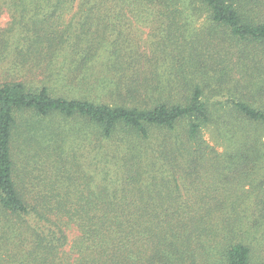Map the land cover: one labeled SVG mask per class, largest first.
Here are the masks:
<instances>
[{"label":"trees","instance_id":"1","mask_svg":"<svg viewBox=\"0 0 264 264\" xmlns=\"http://www.w3.org/2000/svg\"><path fill=\"white\" fill-rule=\"evenodd\" d=\"M1 2L11 20L0 60L14 73L0 83V264H214L217 251L218 264H264L263 0H189L208 27L184 42L167 11L178 0ZM138 6L173 33L165 77L114 37ZM43 69L132 103L53 96L16 75ZM23 112L77 116L102 137L120 130L151 145L105 150L97 183L79 170L35 181L26 166L34 125ZM207 126L224 152L206 142ZM68 226L72 259L62 253Z\"/></svg>","mask_w":264,"mask_h":264},{"label":"rangeland","instance_id":"2","mask_svg":"<svg viewBox=\"0 0 264 264\" xmlns=\"http://www.w3.org/2000/svg\"><path fill=\"white\" fill-rule=\"evenodd\" d=\"M0 0V28L7 27L11 16L8 10L2 5ZM264 1V0H263ZM198 4L190 3L189 0H178L177 3L169 5L167 11H175L177 14V25L179 31L182 32L181 41L193 40L194 37L208 27L207 12L198 8ZM147 6H138L133 8L135 14L129 12L125 14V18H120L121 24L118 32L114 37L119 42L120 46L125 47L131 54L139 59L149 58L151 61L149 67L158 76H167V69L171 67L172 54L175 44L172 43V32L166 30V24L157 18ZM71 13H66V20L69 19ZM118 23V21H116ZM167 21V25H168ZM177 56V55H176ZM176 60V58H175ZM128 72V71H126ZM14 72L5 68V62L0 60V83L5 81V76ZM17 78H24L29 87L46 86L48 91L53 96H61L65 98L87 97L97 103L114 104L115 102H124L130 105V99L119 98L117 93H107L101 89H90L87 91L70 78H62L57 72L52 71H37L26 72L19 75ZM28 119V123L34 125V129L30 132L36 142L30 150L27 159V169L30 176L35 181L48 178L49 181L57 183L53 176L60 178L74 175L77 170L79 173H84L94 183H97L102 173L107 171V164L101 158L102 153L110 150L111 154H125V147L136 145L138 148H143L151 145V139H144L134 133H124L117 130L110 138H105L100 135L99 127L88 123L80 117H64L58 114L39 118L30 112H23L21 120ZM184 121L178 124L177 132L180 133L185 126ZM217 131L214 127H205L203 136L210 145H215L216 150L220 153L225 151L226 142L221 138H216ZM24 137H29L25 134ZM215 137V138H214ZM22 140V138H21ZM22 148L24 146H21ZM118 147V148H116ZM228 148V147H227ZM56 157L60 159H56ZM26 159V160H27ZM56 159V161H55ZM76 166H75V165ZM116 177V175H113ZM34 182V181H33ZM68 237V243L62 248V253L67 254L70 259L73 255L70 253V244L77 235V230L74 226H68L65 229ZM217 243V249L220 246ZM219 253H213L211 260L214 264H218Z\"/></svg>","mask_w":264,"mask_h":264}]
</instances>
